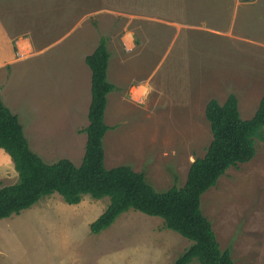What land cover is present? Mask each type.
Segmentation results:
<instances>
[{
  "label": "rangeland",
  "instance_id": "374dc122",
  "mask_svg": "<svg viewBox=\"0 0 264 264\" xmlns=\"http://www.w3.org/2000/svg\"><path fill=\"white\" fill-rule=\"evenodd\" d=\"M0 19L30 44L0 83L1 99L47 164L81 163L90 103L84 59L101 37L116 88L104 114L105 167L143 172L157 191L170 189L173 176L183 187L204 156L210 100L235 95L248 120L264 95V0H0ZM8 178L0 184L17 182ZM108 204L84 196L70 206L54 194L0 220V264H173L191 245L133 210L91 235ZM200 208L234 264H264V142L201 196Z\"/></svg>",
  "mask_w": 264,
  "mask_h": 264
},
{
  "label": "trees",
  "instance_id": "16d2710c",
  "mask_svg": "<svg viewBox=\"0 0 264 264\" xmlns=\"http://www.w3.org/2000/svg\"><path fill=\"white\" fill-rule=\"evenodd\" d=\"M110 54L106 39L101 37L94 51L85 57L90 70V103L84 154L79 166L66 159L47 164L32 152L16 115L0 98V149L10 158L17 182L0 187V220L28 210L40 200L57 194L70 206L78 205L84 196L93 200L107 198L109 204L89 225L91 235L110 228L124 213L133 210L160 218L164 229L191 242L173 264H234L230 249L220 250L210 221L200 208L201 196L214 188L230 168L250 162L256 154V141L264 142V95L256 111L243 120L238 101L230 94L223 104L210 100L204 117L211 132L205 154L191 163L183 187L176 185L157 191L143 172L130 166L112 168L104 164V137L110 128L104 114L107 96L115 91L107 78Z\"/></svg>",
  "mask_w": 264,
  "mask_h": 264
},
{
  "label": "crops",
  "instance_id": "0c3cea01",
  "mask_svg": "<svg viewBox=\"0 0 264 264\" xmlns=\"http://www.w3.org/2000/svg\"><path fill=\"white\" fill-rule=\"evenodd\" d=\"M28 47H30L29 37L24 34L9 35L8 31L4 28L2 21L0 19V83L7 79L8 74L10 73L9 70H11L13 65L24 60V53L26 52ZM108 68H109V64H108ZM2 70H8V73L5 72V76H3V74L1 73ZM108 76L109 75L107 72V78ZM0 98H1V90H0ZM3 104L5 105V103ZM5 106L11 111L10 105H5ZM16 175H17L16 172L13 171V165L9 156L2 149H0V183H3L5 179H7L8 177L11 178L15 177L14 178V182H15L17 177ZM0 187H4V186L0 184Z\"/></svg>",
  "mask_w": 264,
  "mask_h": 264
}]
</instances>
